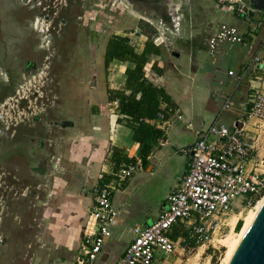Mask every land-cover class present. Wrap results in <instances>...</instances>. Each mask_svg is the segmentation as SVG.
<instances>
[{
	"label": "rangeland",
	"instance_id": "1",
	"mask_svg": "<svg viewBox=\"0 0 264 264\" xmlns=\"http://www.w3.org/2000/svg\"><path fill=\"white\" fill-rule=\"evenodd\" d=\"M166 8L164 3L146 5L135 0H0V257L7 260L2 264H26L46 245L41 239V233L49 230L42 202L46 197L45 175L58 166L52 154L56 138L64 131L62 121L73 118L70 113L85 103L80 97L73 98V94H81V85L70 80H94L95 65L104 66V46L111 35L127 36L137 52L148 38L163 44L156 40L157 31L150 20L161 14L166 17ZM160 46L162 55L167 54L165 46ZM75 61H87L89 71L86 67L84 73L79 66L75 69L71 64ZM113 67L110 65L108 71ZM222 119L218 121L224 122ZM169 120L167 136L163 137L168 144L155 155L152 174L142 168L129 180L135 168L118 188L126 185L120 196L125 198L130 214L115 225L120 244H127L132 237L131 227L151 222L184 171V149L193 143L194 135L176 116L170 115ZM261 147L264 154V141ZM109 154L107 151L103 158V163L110 164L104 167L106 172L127 165L113 169ZM130 164L137 167V163ZM253 207L244 208L241 216L232 218V224L243 222ZM234 215H239L237 209ZM239 230L225 229L220 240L204 246L185 245L182 249L180 244L175 252L153 264H211L212 256V264H224L226 240L237 237Z\"/></svg>",
	"mask_w": 264,
	"mask_h": 264
},
{
	"label": "crops",
	"instance_id": "2",
	"mask_svg": "<svg viewBox=\"0 0 264 264\" xmlns=\"http://www.w3.org/2000/svg\"><path fill=\"white\" fill-rule=\"evenodd\" d=\"M153 1L159 5L163 4L161 0ZM259 3V7H253L256 12L254 18L249 21L231 9L228 2L220 0H188L178 6L169 5L166 6V17L161 14L153 21L150 20L157 31L156 40L163 43L160 45L165 46L167 54L147 55L145 71L155 84L163 86L170 94L174 103L171 116H176L177 120L184 123L193 133L194 141L212 123L230 126L234 119L244 112L243 106L246 105L252 86L264 89V76L260 74L255 78L252 72V56L264 54V0ZM257 20L261 21L260 25ZM222 22L236 26L241 34H248L251 43L248 48L237 44L222 46L218 63L213 65L202 42L204 37L214 32ZM143 46L144 44L138 53L142 51ZM80 50L83 52V48ZM230 60L234 62L231 66L228 64ZM71 64L76 65L75 69L81 67L82 73L84 67L89 71L90 65L87 61L80 64L75 61ZM110 65L114 66L112 72H109ZM95 66L98 70L94 80L89 78L86 83L77 82L72 75L73 78L69 82L81 85V94L72 96L84 99L85 103L76 111H72L73 114L69 112L73 118H65L61 123V129L64 131L56 138L52 154V159L58 166L54 171L49 170L46 173L45 177L48 179L43 185L46 197L44 201L41 200L47 209L45 217L49 230L41 233V239L46 245L43 249L36 250L31 261L26 264H74L75 252L80 250L83 225L91 209L90 189L98 183L102 173H108L104 167H108L109 163H103L107 151H110L111 157L112 148L117 147L127 156L136 159L138 169L129 180L136 172L143 170L140 165L139 144L132 138L133 131L117 121L115 107L109 103L107 94V88L118 89L124 86L125 70L127 67L133 68L134 64L113 59L107 67L104 65L102 68L100 63ZM71 69L74 70L73 67ZM101 70H104V73ZM228 70H233L235 74L228 75ZM240 70L243 78L237 79L236 75ZM227 98L234 102V106L222 110V104ZM161 106L165 107V103ZM177 114L181 115V119ZM220 119L224 122L218 121ZM170 120L162 119V124L156 125L164 131L163 137L167 136ZM166 124L167 128L164 129ZM163 139L159 144L161 148L157 149L158 145L152 148L148 157L147 174H152L150 169L155 155H159L162 148L168 144L167 138ZM39 170L43 171V168L40 167ZM180 178L166 194L163 206L157 210L152 220L166 207L167 196L177 188ZM125 187L126 185L113 194V204L118 211V217L112 226V237L105 242L93 264H115L127 245L119 243L115 226L120 219L127 220L130 215L125 198L120 196ZM145 224L148 223H143ZM22 255L20 254L19 259ZM2 260L7 261L5 257H0V264ZM17 264L23 263L19 261Z\"/></svg>",
	"mask_w": 264,
	"mask_h": 264
},
{
	"label": "built area",
	"instance_id": "3",
	"mask_svg": "<svg viewBox=\"0 0 264 264\" xmlns=\"http://www.w3.org/2000/svg\"><path fill=\"white\" fill-rule=\"evenodd\" d=\"M228 2L241 18H254L256 10L244 0H220ZM260 25L261 21L257 20ZM243 35L236 26L222 22L214 32L203 39L207 57L213 65L218 63L222 46L241 43ZM254 77L264 72V56H252ZM234 75L233 70L227 71ZM243 78V73L236 75ZM227 98L222 110L233 108ZM244 112L230 126L210 124L187 149L186 170L177 188L166 199L162 209L152 222L130 228L132 237L115 264H153L185 245L188 240L195 246H204L222 238L225 229L231 227V218L244 208L253 207L264 196V89L252 86ZM175 113V112H174ZM181 119V115L177 114ZM163 114L154 120L162 124ZM55 166L57 162H54ZM136 166L127 164L117 171H110L101 183L90 189L92 204L82 229L80 250L74 264H93L105 242L112 236V226L118 217L113 204V194L126 176ZM178 232L174 239L172 235Z\"/></svg>",
	"mask_w": 264,
	"mask_h": 264
},
{
	"label": "trees",
	"instance_id": "4",
	"mask_svg": "<svg viewBox=\"0 0 264 264\" xmlns=\"http://www.w3.org/2000/svg\"><path fill=\"white\" fill-rule=\"evenodd\" d=\"M243 40L241 45L248 48L251 43V38L248 34H242ZM161 46L156 44L152 39H147L144 42L143 49L140 53L136 52L130 44L127 36L111 35L106 42L104 50V65L108 66L113 59L121 61H129L134 64L133 68L127 67L125 70L124 86L118 89L107 88L109 103L114 105L117 121L125 124L132 131V138L139 144V158L142 168H147L149 165L148 157L151 154L152 148L159 140L163 138L164 131L156 127L154 120L157 119L159 113L163 114V119L168 120L173 113L174 103L167 90L153 82L145 71L147 55H161ZM258 55V54H256ZM258 56H264L258 55ZM242 70L238 73L241 74ZM165 103V107L161 104ZM110 161L113 169H116L121 164L136 163V159L127 156L121 149L114 147L111 151ZM105 181L110 179V176L103 174ZM101 179L98 183H101ZM127 181L124 180L125 184ZM242 226V220H238L235 228L238 230ZM178 232H175L172 237L176 239ZM182 245L189 248L195 246L194 242L188 240L187 235ZM210 251V248L208 249ZM214 261V256L211 258V264Z\"/></svg>",
	"mask_w": 264,
	"mask_h": 264
},
{
	"label": "water",
	"instance_id": "5",
	"mask_svg": "<svg viewBox=\"0 0 264 264\" xmlns=\"http://www.w3.org/2000/svg\"><path fill=\"white\" fill-rule=\"evenodd\" d=\"M256 8L261 4L257 0H244ZM166 6L185 4L188 0H161ZM167 128V124L164 129ZM227 264H264V199L253 220L243 234Z\"/></svg>",
	"mask_w": 264,
	"mask_h": 264
},
{
	"label": "bare ground",
	"instance_id": "6",
	"mask_svg": "<svg viewBox=\"0 0 264 264\" xmlns=\"http://www.w3.org/2000/svg\"><path fill=\"white\" fill-rule=\"evenodd\" d=\"M176 5L178 6L179 4H176ZM263 199H264V196H263V197H262V198L256 203V205H255L253 208L249 209V210L246 212V214H245L244 217H243V222H242L243 225H242V227L240 228V230L238 231V233H237V237H231V238H228V239L226 240V244H227V253H226L225 260H224V264H227V262H228L230 256L232 255L234 249L236 248V246H237V244L239 243L240 239L242 238L243 234H244L245 231L247 230L249 224H250L251 221L253 220V218H254V216H255V214H256V212H257L259 206L261 205ZM241 214H242V212H241L239 215H234V216H232V218H233V217H236V216L239 217V216H241ZM232 218H231V220H232ZM231 220H230V222H231ZM231 224H232V222H231ZM232 225H233V224H232ZM231 231H232V230H231Z\"/></svg>",
	"mask_w": 264,
	"mask_h": 264
},
{
	"label": "flooded vegetation",
	"instance_id": "7",
	"mask_svg": "<svg viewBox=\"0 0 264 264\" xmlns=\"http://www.w3.org/2000/svg\"><path fill=\"white\" fill-rule=\"evenodd\" d=\"M135 1L141 2V3L146 4V5H148V4H157V2L153 1V0H135ZM257 1L260 2L261 0H257Z\"/></svg>",
	"mask_w": 264,
	"mask_h": 264
}]
</instances>
